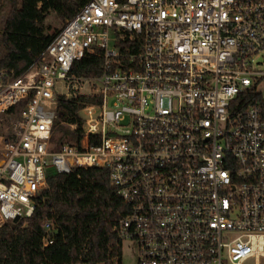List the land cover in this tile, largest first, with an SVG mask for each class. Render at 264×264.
<instances>
[{
	"label": "built area",
	"instance_id": "obj_1",
	"mask_svg": "<svg viewBox=\"0 0 264 264\" xmlns=\"http://www.w3.org/2000/svg\"><path fill=\"white\" fill-rule=\"evenodd\" d=\"M86 54L100 72L72 73ZM80 95L59 143L58 99ZM22 101L0 134V228L48 175L98 167L126 206L101 264L124 242L134 264H264V0H86L25 73L0 69V114Z\"/></svg>",
	"mask_w": 264,
	"mask_h": 264
},
{
	"label": "trees",
	"instance_id": "obj_2",
	"mask_svg": "<svg viewBox=\"0 0 264 264\" xmlns=\"http://www.w3.org/2000/svg\"><path fill=\"white\" fill-rule=\"evenodd\" d=\"M9 4L0 22V69L17 77L25 73L58 32H47L45 19L53 12L61 25L86 0H4ZM4 6V4H3ZM3 9V7H2ZM1 11V5H0ZM101 58L86 54L72 67V73L90 76L100 72ZM86 96L60 97L53 138L63 142L69 134L64 122L78 121L76 112ZM26 105L22 101L5 114L16 115ZM78 128L74 133L80 136ZM126 206L109 185L102 168H76L69 173L47 176V187L35 198L31 216L9 221L0 228V264H101L121 254V240L113 230ZM53 220L57 230L53 243L43 246L44 223Z\"/></svg>",
	"mask_w": 264,
	"mask_h": 264
},
{
	"label": "rangeland",
	"instance_id": "obj_3",
	"mask_svg": "<svg viewBox=\"0 0 264 264\" xmlns=\"http://www.w3.org/2000/svg\"><path fill=\"white\" fill-rule=\"evenodd\" d=\"M0 5H1V11H0V22H1L6 10L9 7V4L4 0H0ZM44 23L45 26L48 28L46 30L49 33H52L55 30H58L62 27L61 22L53 12H50L47 15ZM0 54H1V48H0ZM14 117L15 115H9L5 113L0 114V134L12 136L14 132V126H13ZM58 137H59V133H55L54 140L57 141ZM121 260H122V264H134L136 261L135 248L133 246H130L128 242L123 243Z\"/></svg>",
	"mask_w": 264,
	"mask_h": 264
},
{
	"label": "water",
	"instance_id": "obj_4",
	"mask_svg": "<svg viewBox=\"0 0 264 264\" xmlns=\"http://www.w3.org/2000/svg\"><path fill=\"white\" fill-rule=\"evenodd\" d=\"M18 218H14L13 221H17Z\"/></svg>",
	"mask_w": 264,
	"mask_h": 264
}]
</instances>
